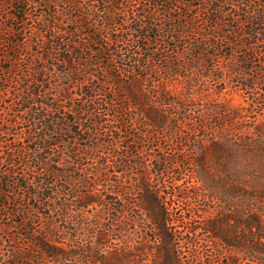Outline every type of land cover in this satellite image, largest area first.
<instances>
[{
    "label": "trees",
    "instance_id": "16d2710c",
    "mask_svg": "<svg viewBox=\"0 0 264 264\" xmlns=\"http://www.w3.org/2000/svg\"><path fill=\"white\" fill-rule=\"evenodd\" d=\"M3 1L11 6V18L15 21H23L22 16L29 5L37 7L44 1L46 7L36 25V31L43 36L41 45L31 38L28 41L32 46H38L40 53H35L33 57V69L22 75L19 85H15L19 109L13 115L17 118L20 114L27 122V128L21 131L24 134L21 140L26 139V142L28 140L34 145H28L25 152L9 146L0 151V164L6 159L9 164L8 167H0V210L13 205L9 215L15 217V226L26 230L28 238L24 247L14 246L11 249V257L5 264L11 263L10 260L12 264H37L39 259H48L51 264H69L77 256L85 259L81 261L83 264H139V260L134 259V252L143 249L154 251V264H182L177 253L175 220L168 206V197L151 184L147 173L138 170L144 166L143 160L136 158L139 150L129 144L125 145V154L114 155L117 158L115 161L105 155L103 169L120 167L116 172L123 173V166L129 163L130 166L131 163L136 166L137 184L134 188L141 193L139 206L147 218L149 230L155 233L156 245L153 248L147 243L135 247L128 245L124 247V252H110L105 248L108 236L100 231L99 223L94 227V246L86 238H80L81 242L69 243L75 238V233L78 237H84L87 218L85 208L101 201L93 188H86L70 203H58L59 192L72 181L68 174L84 163L75 161L70 151L80 152L79 158L85 160L91 156L88 150L99 151L101 148L104 152V146L109 145L112 148L110 151L115 150V142L98 140L101 133L97 127L105 122L103 114L96 109L108 102L106 99L96 100V91L101 89L95 84L101 75L112 78L120 86L123 94H120L119 88L115 92L117 97L125 98L129 106L140 110V123L159 130L164 129L169 116L168 111L159 109L161 104L168 109L174 107L183 110L189 115L190 107L195 104L194 92L196 95L203 93V87L209 80L225 82V71L229 73L231 81L234 76H238L240 81L237 85L248 92L261 85L259 78H253L252 83L248 80V71L253 68L255 58L264 51V0ZM78 7L82 8V13L73 16L71 10ZM176 7L178 11L171 13L170 10ZM159 8L166 13L165 22L157 18ZM195 9L198 12L193 13ZM198 22L202 25H198ZM8 27L9 35L17 37L20 33L17 23ZM185 37L190 38L188 44L193 51L192 56L183 61L184 67L189 75L203 69L207 73L200 75L205 82L191 79L179 92L164 87L159 93L160 99L155 102L149 97L147 89L142 87L141 79L151 78L153 67L158 65L165 71L167 79L171 75H179L178 69L183 67V62L179 61L183 50L176 43ZM5 42L10 48L19 51L20 39L11 38ZM162 45L165 54H157L159 48H156ZM109 54L114 57L109 59ZM97 56L101 62L96 65L94 57ZM217 56L238 63L232 66L221 64L212 70L206 68L205 64ZM4 68L9 74L14 72L13 66L5 65ZM138 70L142 78L130 82L120 81L118 75L112 73L117 71L124 74ZM3 80L6 79L0 77V86ZM2 86L0 96L10 85ZM75 98H78V104H75ZM201 98L199 94L198 100ZM85 106L91 108L89 114L85 113ZM252 112L247 107L232 109L222 105L201 112L204 117L201 128H206L207 123H215L214 115L218 117L219 126L213 128L210 137L202 141L195 162L203 170L205 185L216 194L219 195L220 191L233 197L242 193V198L248 200L247 205L243 204L233 214L221 211L216 217L206 220V232L233 250L243 248L245 242L250 261L264 264V119L258 117L260 113L251 116ZM173 116L176 117L175 113ZM246 116L252 117L248 124L244 123ZM109 130L111 134L114 132L112 128ZM60 144L64 146L62 149L58 148ZM75 145H78L76 149ZM103 152L102 156L109 154ZM25 154L28 157L26 160ZM209 154L214 164L217 163L224 170L227 167L225 158L228 156L237 159L242 154L246 160L243 165H238V159L232 160V175L219 179L209 170ZM24 168L34 171V178L27 176V172H21ZM166 169L165 165L160 167L158 174H163ZM81 180L89 187L90 182L85 178ZM13 184L20 187L23 193L16 195L11 190H2L4 186L14 187ZM118 187L112 192L116 194ZM70 206L78 207L79 210L71 212ZM54 209L61 210L59 215H62V219L58 224L48 223L36 229L31 227V216L36 214L49 219ZM125 213V206L116 209L114 220ZM237 228L242 229L243 240L240 238L242 236L232 234ZM228 258V264L236 262Z\"/></svg>",
    "mask_w": 264,
    "mask_h": 264
},
{
    "label": "rangeland",
    "instance_id": "374dc122",
    "mask_svg": "<svg viewBox=\"0 0 264 264\" xmlns=\"http://www.w3.org/2000/svg\"><path fill=\"white\" fill-rule=\"evenodd\" d=\"M142 2H146V0H142ZM120 8L124 9V7ZM45 9L44 1H41V4L37 7L29 5L26 7V12L22 16L23 21L20 19L15 21L11 18V6L6 1L0 0V77L6 79L5 81L3 80L2 84L10 85L7 90L1 92L0 96V151L9 146L25 152L29 147L28 145H34V143L28 142V140L26 142V139H23L24 141L21 140L24 137L21 131L27 128V122L20 117V114H18L19 117L17 118L13 115L19 109L15 85H19V79L22 75L33 69V57L35 53H40V48L38 46H32L33 44L28 41L31 38L41 45L40 42L43 36L36 31V25L40 22V17ZM162 10V8H159L157 18L161 22H165L166 13ZM170 11L172 13L178 10L176 7L175 10L172 9ZM194 12L198 11L195 9L193 10ZM81 13V7L71 10L73 16L80 15ZM12 23H17V27H20V33L17 37L9 35L10 28L8 25ZM198 25L201 26L202 23L198 22ZM204 27H206L205 24ZM11 38L14 40L16 38L20 39L19 51L10 48L5 42L7 39L11 40ZM189 40L190 38L185 37L178 43L175 41L177 47L183 50V56L180 57L179 61L183 62L192 56L193 50L191 49L193 48L188 44ZM169 41L174 42L173 40ZM158 48L159 51L157 54H165L163 45L156 49L158 50ZM108 56L109 59L110 57H114L113 54H109ZM99 59L98 56L94 57V63L96 65L101 62ZM236 63L238 62L235 60L228 61L226 58L217 56L215 60L207 62L205 67L211 68L212 70L221 64L232 66ZM5 65L9 67L13 66L14 72L9 74L4 70ZM181 65L183 67L178 69L179 75H171L168 79L160 65L155 68L153 67L154 72L151 74V78L147 80L141 79L142 75L139 70L124 74H119L117 71H112V73L116 76L118 75V79L123 82L141 79L142 87H145L149 97L157 102L160 99L159 93L162 92L164 87H168L173 92H179L185 87V83L187 86L188 81L191 79L205 82V80H201L200 75L207 73L203 69H199L194 75H189L187 69L184 67L185 63L183 62ZM252 66L253 68L248 71V80L252 83L254 81L253 78H259L262 81V86H255L251 92H248L239 88L240 86L237 85V82L240 81L238 76H234L231 81L229 79V73L225 71V82L209 80L206 86L203 87V93L198 90L202 97L201 100H198L199 94L196 95L194 92L193 101L195 104L190 107L189 115H187V112L184 113L183 110L181 111L174 107L168 109V107L162 106L161 104L159 109L169 112L166 126L161 130L140 123V110L129 106L125 98L117 97L115 92L120 86L112 78L101 75L100 80L95 84L96 87H100L101 89L96 91V100L101 101L102 99H106L108 102L102 104L99 109H96L100 110L103 114V120L105 122L104 125L97 127L98 132L101 133L98 140H104L106 142L112 141V143L115 142L116 146L113 152L110 151L112 149L109 148L110 145L104 146V149H106L104 152L107 151L109 154H103V156V149L101 148L99 151L96 149L92 151L88 150L91 156L85 158V160L79 158L81 156L80 152H75V150L70 151L75 161H82L84 163L78 166L75 164L78 168L68 174L72 181L59 192L60 199L58 203H70L77 199V195L86 188H93V191L97 193L101 201L85 208L87 218L85 220L86 229L84 231V237H78V234L75 233V238L69 240V243L81 242L80 238H86L94 246V227L96 223H99L100 231H104L108 236L105 248L110 252L114 250L118 253L124 252V247L128 245L135 247L147 243L152 248L156 245L155 233L149 230L147 218L142 214L139 206L141 193L135 191L134 188L137 184L135 180L136 166L133 163H131V166L129 165L130 163L123 166L125 168L123 173L116 172V170L121 169L120 167L110 166L105 171L103 169L102 161L105 159V155L108 159L115 161L117 158L114 155L116 153L125 154V145L129 144L139 150L136 158L143 160L144 166L138 168V170L147 173L150 176L151 184L161 189V193L168 197V206L175 220L174 228L176 229L175 243L177 253L181 258L182 264H228V257L236 261L232 264H253L247 254L248 249L245 242L241 249H230L225 247L224 244H220V239L211 237L204 228L205 221L216 217L221 211L233 214L243 204L247 205V198H242V193L235 194L233 197L232 195H225L220 191H218L219 195L216 194L212 188L205 185L203 170L195 162V157H197L196 154H198L197 151L202 141L210 137L213 128L219 126L218 117L214 115L213 117L215 118L213 119H216V122L207 123L206 128H201L200 123L204 121V117L200 114L201 112H207V109H214L220 105L232 109L247 107L248 110H253L250 113L251 116L260 113L258 117L264 119V51L255 58ZM258 67L261 69L258 70ZM2 84L0 86L1 91L3 88ZM105 92L106 95L104 97ZM120 94H123L121 88ZM76 99L78 98H75L74 102L78 104L79 101ZM76 108L79 109V106H76ZM95 108H98V106ZM85 109H87L85 113L89 114L91 108L85 106ZM174 113L176 117L173 116ZM23 117H26V115H23ZM244 118H246L244 120L246 124L250 123L249 120L252 121V117L246 116ZM14 121L18 122L14 123ZM109 128L113 129L114 132L112 134ZM112 135L116 136V138ZM77 146L75 145L74 149ZM63 147L62 144L60 146L58 145V148L62 149ZM4 156L5 154L2 157ZM24 156V160L28 159L27 154ZM208 157L211 162L209 170L214 177H218L219 179H224L227 178V175H232V172H234V163L232 160L235 161L238 159V165H243L246 160V157L242 154L236 157L237 159H232L228 156V158H225L227 160V167L224 170L219 165H216L217 163L214 164V159L210 154ZM8 165L6 159L0 164V167L5 168ZM164 165L167 167L166 171L163 174H158V169ZM67 168L71 169L70 167ZM21 172H27V176L31 177V179L34 178L35 173L32 170L30 171L24 168ZM82 178L90 182L89 187L82 183ZM92 182L93 186L90 187ZM85 184L87 183L85 182ZM117 185L119 186L117 188L119 191L115 194L112 192V189ZM12 186L14 187L8 188L4 186L2 190L5 192L11 190L16 195L23 193V190L19 189L20 187L17 185L13 184ZM122 206L126 207V213L119 216V219L114 220L116 217V209H120ZM69 210L76 212L79 208L70 206ZM12 211L13 205L0 210V264L1 262L3 264L6 261L8 262L11 257V249L14 246L24 247L28 241L25 235L26 230L23 227L14 225L15 217L9 215V212ZM60 212V209H54L49 219L34 214L31 216V227L36 229L40 225H46L48 223L58 224L59 220L62 219V215H59ZM229 222L232 223L233 220H229ZM232 234L237 237L242 236L240 238L243 240L244 233L242 229L237 228V231ZM134 257V259L139 260V264H154L152 262L154 260V251L152 249L136 250ZM82 260L85 261L84 258L77 256L72 261H69V264H83L81 263ZM10 262L9 264H12L11 260ZM37 264H51V262L48 259H39Z\"/></svg>",
    "mask_w": 264,
    "mask_h": 264
}]
</instances>
